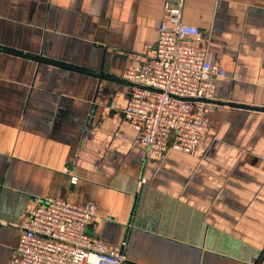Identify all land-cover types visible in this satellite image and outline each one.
<instances>
[{"label":"crops","instance_id":"1","mask_svg":"<svg viewBox=\"0 0 264 264\" xmlns=\"http://www.w3.org/2000/svg\"><path fill=\"white\" fill-rule=\"evenodd\" d=\"M167 1L0 0V264L48 196L97 205L89 232L125 264L258 263L264 0H185L183 22L228 75L197 152L147 160L123 73L155 53Z\"/></svg>","mask_w":264,"mask_h":264},{"label":"built area","instance_id":"2","mask_svg":"<svg viewBox=\"0 0 264 264\" xmlns=\"http://www.w3.org/2000/svg\"><path fill=\"white\" fill-rule=\"evenodd\" d=\"M184 7L185 0L166 2L155 53L142 62L133 54L123 73L130 85L124 117L147 160L171 150L197 152L218 81L228 75L202 48L199 28L183 22ZM98 218L92 203L34 198L21 226L15 264H125L123 249H111L89 232Z\"/></svg>","mask_w":264,"mask_h":264},{"label":"water","instance_id":"3","mask_svg":"<svg viewBox=\"0 0 264 264\" xmlns=\"http://www.w3.org/2000/svg\"><path fill=\"white\" fill-rule=\"evenodd\" d=\"M264 261V253L262 254L261 258L259 259L257 264H262Z\"/></svg>","mask_w":264,"mask_h":264}]
</instances>
